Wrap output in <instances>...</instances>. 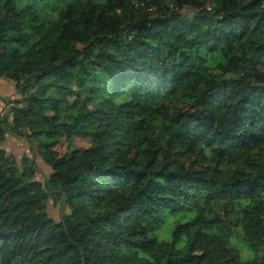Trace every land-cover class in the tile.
Returning <instances> with one entry per match:
<instances>
[{"label":"trees","instance_id":"1","mask_svg":"<svg viewBox=\"0 0 264 264\" xmlns=\"http://www.w3.org/2000/svg\"><path fill=\"white\" fill-rule=\"evenodd\" d=\"M0 79V264H264V0H0Z\"/></svg>","mask_w":264,"mask_h":264},{"label":"rangeland","instance_id":"2","mask_svg":"<svg viewBox=\"0 0 264 264\" xmlns=\"http://www.w3.org/2000/svg\"><path fill=\"white\" fill-rule=\"evenodd\" d=\"M172 1H167V5L171 7ZM42 12L45 17H48L49 19L53 20L57 17V15L54 13H51L48 7L42 6ZM72 87V86H71ZM70 87V88H71ZM74 88V87H72ZM74 91V89H72ZM69 95V94H68ZM75 95V92L73 95H69L70 101L73 100V96ZM102 95L103 92H100L92 97V99L88 102V105L90 107H95L97 104H99L102 100ZM9 98V100L15 101V100H20L21 97L20 95L16 94L15 87L13 83L7 82L4 87H0V99H6ZM1 101V100H0ZM1 104V103H0ZM2 105V104H1ZM6 109V104L2 112ZM62 145H63V150L65 152H68L72 146H75V140H70L69 138L63 137L61 139ZM36 144V143H35ZM37 145V144H36ZM2 147L7 151L9 155H11L15 160L18 162L21 161L23 157H29L32 159V161L36 164V174L34 175V178L45 184L47 178L51 174V169L49 168L48 165H46L43 160L36 154V152L32 151V146L30 143L23 137L21 136H16L14 134L9 133L7 135V138L5 141L2 143ZM34 157V160H33ZM53 194V193H51ZM49 207L51 211V215L56 219H60V214H61V208L58 202L54 199L51 198L49 201ZM181 221V215H173L169 216L163 226L164 228H168L171 224H173L172 227H174L175 224L179 223ZM162 230L157 231L156 235L160 236ZM171 234V230L169 232L164 233V237L167 238ZM233 235L238 238L239 236L233 232ZM233 246H238V249H240L242 253V257L244 260L251 259L253 257V254L248 250L246 245H243V241L239 239V242H236Z\"/></svg>","mask_w":264,"mask_h":264},{"label":"crops","instance_id":"3","mask_svg":"<svg viewBox=\"0 0 264 264\" xmlns=\"http://www.w3.org/2000/svg\"><path fill=\"white\" fill-rule=\"evenodd\" d=\"M7 82H9V81H6V80H2V79H0V87H4V85H5ZM0 100H1L0 103L2 104V105L0 104V111L4 109L5 104H6V108L8 109L9 101L6 102L5 99H4V100H3V99H0ZM1 112H2V111H1Z\"/></svg>","mask_w":264,"mask_h":264},{"label":"water","instance_id":"4","mask_svg":"<svg viewBox=\"0 0 264 264\" xmlns=\"http://www.w3.org/2000/svg\"><path fill=\"white\" fill-rule=\"evenodd\" d=\"M5 115H6V113L3 114V116H2V119H3V120H4V118H5ZM33 160H34V157H33ZM44 188H46V186H45Z\"/></svg>","mask_w":264,"mask_h":264}]
</instances>
